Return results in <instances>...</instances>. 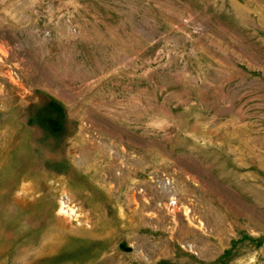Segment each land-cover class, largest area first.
<instances>
[{"label":"rangeland","instance_id":"1","mask_svg":"<svg viewBox=\"0 0 264 264\" xmlns=\"http://www.w3.org/2000/svg\"><path fill=\"white\" fill-rule=\"evenodd\" d=\"M0 264H264V0H0Z\"/></svg>","mask_w":264,"mask_h":264}]
</instances>
